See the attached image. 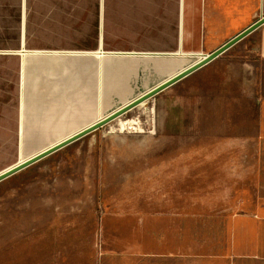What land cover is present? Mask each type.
<instances>
[{
	"label": "rangeland",
	"instance_id": "1",
	"mask_svg": "<svg viewBox=\"0 0 264 264\" xmlns=\"http://www.w3.org/2000/svg\"><path fill=\"white\" fill-rule=\"evenodd\" d=\"M124 2L121 8L112 5L110 38L113 44L126 46L130 38L119 35L118 28L132 15L133 4ZM150 2L143 6H155ZM10 6L7 11L6 1L0 2L1 97L7 94L6 63L17 65L22 55V20L12 10L17 5ZM260 10L264 13V8ZM41 21L43 25L44 18ZM220 22L207 20L205 48L210 51L206 53L99 49L83 24L77 28L64 20L57 22L62 28L56 35H44L48 33L44 27L40 34L37 26L28 39L43 47L60 42L78 47L45 54L94 56L101 63L112 56H136L117 59L128 65L119 69L118 83L106 88L100 101L80 104L90 116L154 87L161 75L172 70V62L164 56L192 64L236 34L224 30ZM257 33L124 114L121 118L130 120L125 131H119L113 120L1 181L0 264H249L246 240L238 238L233 247L231 219L264 203V141L257 124L264 63H257ZM9 75L18 81L16 67ZM68 80H59L63 90L57 99L59 108L49 93L52 101L42 99L33 110L37 113L23 128L20 150L17 126L15 146L9 147L12 132L6 133L0 124V170L74 127L52 137L54 122L50 123L49 115L62 109L63 123L57 126H64L74 105L80 103L70 89L64 93ZM10 87L9 100L13 97ZM14 93L10 103H15L17 119L18 94ZM37 95L46 96L44 92ZM4 99H0V114L5 115ZM232 254L236 259H230Z\"/></svg>",
	"mask_w": 264,
	"mask_h": 264
},
{
	"label": "crops",
	"instance_id": "2",
	"mask_svg": "<svg viewBox=\"0 0 264 264\" xmlns=\"http://www.w3.org/2000/svg\"><path fill=\"white\" fill-rule=\"evenodd\" d=\"M2 1H6L8 4L7 11H10V5L16 4L17 8L13 7L15 9L12 10L22 20L21 34L23 37L20 43L22 50L19 51L22 55L17 65H15V61L6 63L8 73L7 94L3 97L0 96V99L6 98L4 100H7L6 113L5 115L3 113L0 114V124L5 125L3 130L6 133L12 132V142L6 146H15L14 133L17 126L20 138L17 145L18 148L20 147L19 150L24 142L23 128L29 126L37 113L33 110L39 108L40 101L42 99H45L44 101L55 99V108H59L60 104L57 99H59L58 96L63 94L59 81L62 80V77L70 78L64 93L70 89V94H77L76 98L80 99V103L74 105L73 113L70 114L69 120L64 125L66 126L65 128H63V124L57 126L61 121L63 123L62 109L58 111L56 109L53 115H49L50 117L52 116L50 123L54 122V128L52 129L53 138L61 136L62 130L71 126L74 127L64 130L67 132L70 130L64 134L65 136L63 135L64 137L86 128L96 120L98 121L100 117L107 115L151 88V86H148L133 97L121 99L120 103L109 111L98 110L96 113L93 112L90 116H86V110H81L80 104L87 102V105L90 99H99L100 101L103 97L102 95L106 93V88H110V85L111 87L115 86L118 83L117 72L119 69H123L128 65L127 63L118 62L117 59L121 60L122 58L126 59L136 56H112L107 60H102L101 63L96 61L94 56L45 54L46 51L77 50L78 47L63 46L61 42L45 47L40 46L39 43L30 41V38L28 39L34 31L31 30L33 27L35 29L38 26L40 34L42 33L41 28L44 27L48 31L44 35H56L57 31L62 28L57 25V22L62 24L64 20L67 24H72L77 28H80L83 24L82 27L86 33L96 39L95 47L98 46L99 49L103 47L110 51L161 54L180 51H203L206 53L210 51L205 48L207 20L221 21V24L224 22V30L227 31L229 29L230 32L232 31L231 33L237 34L251 24L249 21L258 19L261 15V7L264 8V0H151L150 4L155 5L151 7L147 4V7L143 6L148 0H124V3L133 4V7L129 8V12L132 15L126 16L124 25L120 24L118 28L119 35H128L130 38L129 42L125 41L126 46H124L121 43L113 44L110 38L113 27L111 26L112 16H110L112 5L117 4L121 8L124 5L123 0H0V2ZM43 18L44 22L42 25L41 19ZM153 24H156L155 28ZM114 28H116L115 25ZM253 32H258L257 55L259 61L257 63H264V24ZM78 33L75 32V35ZM119 40L120 42L122 41L120 36ZM95 47L84 49H95ZM28 52L29 57L24 58V55ZM152 59L156 58L153 57ZM163 59L172 62L170 63L172 70L161 75L152 86L172 77L190 65L181 63V59L175 57L164 56ZM15 67L19 73L17 82L14 75H9V71L15 72ZM32 80H34V85H32ZM9 82L10 85H13L11 102L15 97L14 92L17 91L18 94L16 96L18 99L17 119H15L14 114L15 103L11 104L9 100V91L11 90ZM14 84H18L16 89ZM38 92H44L46 94L45 98L39 97L37 95ZM49 93L54 94L51 99L48 96ZM260 93L257 124L261 140L264 141V69L261 73ZM76 106L81 108L76 110ZM26 108L27 110L25 111ZM49 116L47 115V117ZM47 117L44 116L42 118ZM8 134L6 136L7 141L9 140ZM63 136L47 145L43 144L45 146L42 148L61 140L64 138ZM231 226L233 247L235 248L238 238L245 239L247 262L249 264H264V203L248 209L247 214L232 217ZM235 256V254H232L230 259H236Z\"/></svg>",
	"mask_w": 264,
	"mask_h": 264
},
{
	"label": "water",
	"instance_id": "3",
	"mask_svg": "<svg viewBox=\"0 0 264 264\" xmlns=\"http://www.w3.org/2000/svg\"><path fill=\"white\" fill-rule=\"evenodd\" d=\"M262 24H264V13L260 15L258 19L253 21L250 25L242 29L240 32L229 38L227 41H225L223 44L218 46L216 49L211 51L208 54H202V58L199 59L196 63L191 65L190 67L184 69L183 71L177 73L176 75H173L172 77L166 79L165 81L157 84L156 86L152 87L151 89L147 90L146 92L140 94L135 99L127 103L126 105L114 110L110 114L106 115L102 119H99L98 121L94 122L93 124L87 126L86 128L78 131L77 133L71 135L70 137L60 141L59 143L33 155L26 161H23L21 163H17L14 166L10 167L9 169H6L2 172H0V182L13 176L14 174L24 170L25 168L31 166L32 164L42 160L43 158H46L47 156L63 149L64 147L70 145L71 143L81 139L82 137L90 134L91 132L107 125L108 123L112 122L113 120L123 116L128 111L134 109L139 104L146 102L147 100L153 98L155 95L159 94L160 92L166 90L167 88L175 85L176 83L180 82L184 78L188 77L195 71L199 70L200 68L206 66L216 58H218L220 55H222L224 52H226L228 49H230L232 46H234L236 43L244 39L246 36L251 34L253 31H255L257 28H259ZM156 55V54H155ZM162 56V55H157Z\"/></svg>",
	"mask_w": 264,
	"mask_h": 264
},
{
	"label": "bare ground",
	"instance_id": "4",
	"mask_svg": "<svg viewBox=\"0 0 264 264\" xmlns=\"http://www.w3.org/2000/svg\"><path fill=\"white\" fill-rule=\"evenodd\" d=\"M202 58V57H201ZM197 62V61H196ZM196 62H194V63H196ZM194 63H192V64H190L189 66H187L186 68H188V67H190L191 65H193ZM186 68H184V69H186ZM184 69H182V70H180L179 72H181V71H183ZM179 72H177V73H179ZM176 73V74H177ZM175 74V75H176ZM165 81V80H164ZM133 100V99H132ZM132 100H130V101H132ZM130 101H128L127 103H129ZM127 103H125L124 105H126ZM21 104V103H20ZM143 104H144V102L143 103H141V104H139L138 106L140 107V106H143ZM124 105H122V106H124ZM121 106V107H122ZM137 106V107H138ZM120 108V107H119ZM118 109V108H117ZM116 110V109H115ZM113 112V111H112ZM129 112V111H128ZM111 113V112H110ZM110 113H108V114H110ZM107 114V115H108ZM106 116V115H105ZM105 116H103V117H105ZM143 116V115H142ZM103 117H100L99 119H102ZM122 117V116H121ZM121 117H119V118H117V119H115L113 122L114 123H116L115 124V127L119 130V131H121L122 132V130H124L126 127V125L127 126H129L128 125V123L130 122V120L128 119V120H123ZM98 119V120H99ZM133 119V118H132ZM97 121V120H96ZM95 121V122H96ZM132 122H133V120H132ZM137 122V121H136ZM135 123V122H134ZM133 124V123H132ZM136 124V123H135ZM135 124L133 125V126H135ZM133 126H131V128L133 127ZM110 128V127H109ZM129 128V127H128ZM131 130V129H130ZM114 131V130H113ZM125 131V130H124ZM118 132V131H117ZM77 133V132H76ZM73 134H75V133H73ZM73 134H70V135H68V136H66V137H64V138H62L61 140H59V141H56V142H54V143H52V144H50V145H48L47 147H45V148H43V149H40L39 151H37V152H35L34 154H36V153H39V152H41V151H43V150H45V149H47V148H49V147H51V146H53V145H55V144H57V143H59L60 141H62V140H64V139H66V138H68V137H70L71 135H73ZM34 154H32V155H30V156H28V157H26V158H22V159H20L18 162H16L15 164H17V163H21V162H23V161H26L27 159H29L30 157H32ZM15 164H11V165H9V166H7V167H5L4 169H2V170H0V172H2V171H4V170H6V169H9L10 167H12V166H14Z\"/></svg>",
	"mask_w": 264,
	"mask_h": 264
}]
</instances>
